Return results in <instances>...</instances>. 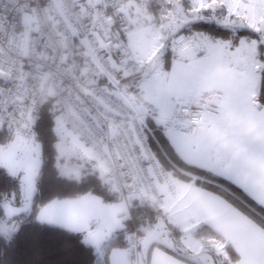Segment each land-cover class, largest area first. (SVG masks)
Segmentation results:
<instances>
[{"label": "built area", "instance_id": "obj_1", "mask_svg": "<svg viewBox=\"0 0 264 264\" xmlns=\"http://www.w3.org/2000/svg\"><path fill=\"white\" fill-rule=\"evenodd\" d=\"M149 1L0 0V125L20 140L32 139L49 100L59 122L100 160L115 195L128 202L139 194L161 206L177 196V187L153 151L149 122L192 136L209 110L172 96L164 114L138 85L141 67L125 37L146 27ZM186 1L197 21L205 19L197 0ZM195 45L191 32H172L169 62ZM129 219L125 243L136 261L139 239L152 226Z\"/></svg>", "mask_w": 264, "mask_h": 264}, {"label": "crops", "instance_id": "obj_2", "mask_svg": "<svg viewBox=\"0 0 264 264\" xmlns=\"http://www.w3.org/2000/svg\"><path fill=\"white\" fill-rule=\"evenodd\" d=\"M204 1L208 3L207 0ZM225 1L231 6V10L240 14L246 13L245 10H264V0ZM222 11L228 13L229 10L225 7ZM226 43L227 40L215 38L211 48L198 51L190 48L175 63L169 62L166 52L168 80L166 92L164 90L161 96L150 92L146 86H139L149 100L162 107L164 114L170 111L169 98L172 96L207 108L209 111L203 114L195 135L166 131L156 123L153 128L183 161L232 182L264 207V105L257 97L260 75L249 64L247 56L238 50V45ZM104 174L109 180L106 172ZM175 183L177 196L165 198L158 210L167 218L177 236L182 238L185 231H195L200 225H206L237 256L232 264H264V229L259 224L221 195L196 185L193 181L177 178ZM34 192L35 183L32 196ZM86 194L55 198L72 202L61 203L59 208L62 213L55 220L56 223L51 224L80 232L84 237L86 229L83 224L88 220L86 218L83 221L82 217L88 213L74 208L77 206L74 202L85 199ZM140 196L136 194L128 202L124 201L131 209L139 207L142 205L135 202ZM92 197L87 196L91 201ZM55 199L45 203L37 215L41 209L54 205ZM86 224L90 226L91 222ZM122 226L121 229L124 228ZM165 236H142L138 244L139 257L135 262L131 261L124 245L111 248L106 256L105 250L102 254L97 253L99 263L199 264L192 259V256L197 255L194 251L191 253L192 249H186L184 255L179 248L160 242L158 238L163 239L167 237Z\"/></svg>", "mask_w": 264, "mask_h": 264}, {"label": "rangeland", "instance_id": "obj_3", "mask_svg": "<svg viewBox=\"0 0 264 264\" xmlns=\"http://www.w3.org/2000/svg\"><path fill=\"white\" fill-rule=\"evenodd\" d=\"M209 1L211 0H207L208 3H206L204 0H197L196 9L199 7L202 10V18H205L202 21H197L198 15L195 14V17L187 11L191 5L186 0H150L148 2L143 14L147 22L146 27L125 37L130 53L141 67L138 85L146 86L150 92L153 91L161 96L167 87L168 80L165 57L169 36L172 32L198 22L212 23L226 30L231 35L226 39L221 37H217V39L227 40V45H238V50L247 56L249 64L257 69V73L259 75L264 73V10H245L246 13L240 14L231 10V6L225 0L220 2L218 0L217 3ZM225 7L228 8V13L222 11ZM243 31L246 32L243 33ZM191 33L196 39V45L191 50H207L215 41V38L200 30H193ZM259 45L261 46L260 50ZM55 124L58 138L55 143L57 150L56 166L59 174L68 178L80 179L83 174L93 173L94 170H97L102 180H105V171L100 160L88 151L81 141L71 133L70 129L59 122L58 118H55ZM3 134L6 140H0V166L19 179L23 199L20 207L11 209L8 205L6 208L5 217L1 223V231L10 233L16 225V222L11 220L14 211L17 213L25 211L30 206L31 194L41 163V147L35 134L32 139L26 141L15 137L8 130L4 131ZM152 137L154 138V136ZM153 151L155 153L154 148ZM162 154L173 167L168 170L171 172L172 180L176 182L179 177L173 172L174 169L178 172H185V170L172 163L163 151ZM155 155L157 156L156 153ZM157 159L165 166V162L158 156ZM86 193L85 199H77L74 202L77 205L74 208L88 213L82 217L83 221H86V218L88 220L83 224L86 230L84 231L85 236L82 238L85 243L94 246L97 253L102 254L106 243L121 229L122 225L124 226V220L130 217L131 208L121 198L103 201L102 198L91 192ZM87 196H93V200L91 201ZM138 198L135 204L143 205L145 200L141 196ZM55 200L54 205L41 209L40 214L37 215L38 220L56 223L55 220L62 213V209L59 208L61 203L72 202L70 200ZM156 207L159 208L160 206ZM124 209L127 210V213ZM159 212L158 210L157 219H160L158 222H148L152 226V231L149 233L152 238L160 234L166 235V238H158L159 241L164 242L169 247L179 248V251L184 255L186 249H192L191 253L193 251L197 253L196 256H192V259L199 264H224L225 262L232 264L233 260L226 253L224 242L204 231L187 230L182 238L179 237L177 243L172 242L175 237L172 235L175 233L174 229L169 225L167 218H164ZM88 222H91L90 226L86 224ZM127 235L128 233L125 235V240ZM210 247L215 248L216 255H221L220 259L218 257L213 260V257L206 253ZM176 251L178 252V250ZM131 261L135 262L132 259Z\"/></svg>", "mask_w": 264, "mask_h": 264}, {"label": "trees", "instance_id": "obj_4", "mask_svg": "<svg viewBox=\"0 0 264 264\" xmlns=\"http://www.w3.org/2000/svg\"><path fill=\"white\" fill-rule=\"evenodd\" d=\"M182 30L187 32L200 30L213 38L226 39L231 35L218 25L204 22L193 23L189 27L182 28ZM243 33L240 34L243 35ZM258 48L260 50L261 46L259 45ZM4 85L5 79L0 75V92ZM257 97L259 102L264 105V73L260 74V87ZM56 117V110L48 100L42 105L40 118L34 125V134L41 147V163L35 180V192L27 210L18 213L14 211L11 220L16 222V225L10 233L1 231V223L8 205L11 209L22 205L21 184L17 177L9 174L4 167L0 166V264H106L104 261L99 263V257L94 246L85 243L80 232L42 222L36 217L39 209L55 198L75 197L86 192H91L105 201L119 198L111 191L110 182L106 175L105 180H102L97 170H94L93 173L83 174L80 179L68 178L59 174L56 166L57 150L55 143L58 139L55 129ZM149 124L153 128L154 123L149 122ZM1 128L0 140L5 141L6 137L3 132L7 129L3 126ZM153 131L154 138H150V143L157 156L165 162L167 169L173 167L164 158L162 151L172 163L185 170V172H178L174 169L173 172L179 178L193 181L194 184L221 195L264 229L263 206L232 182L183 161L167 145L160 133L156 132V129ZM157 212L158 208L146 201L142 206L131 209V215L138 223L158 222L160 219H157ZM124 226L107 242L104 249L105 256L113 247L126 246L125 235L131 230L129 218L124 221ZM197 231H204L210 236L219 238L206 225H200ZM172 235L175 236L172 239L173 242L177 243L179 235L177 236L176 232ZM224 247L231 259L236 261L237 256L231 248L226 244ZM215 252V248L210 247L206 253L212 256L213 260L218 257L220 259L221 255H216ZM204 258L206 259V257Z\"/></svg>", "mask_w": 264, "mask_h": 264}]
</instances>
